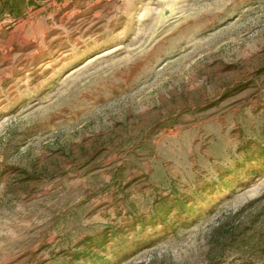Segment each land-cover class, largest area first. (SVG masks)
<instances>
[{
    "label": "rangeland",
    "instance_id": "374dc122",
    "mask_svg": "<svg viewBox=\"0 0 264 264\" xmlns=\"http://www.w3.org/2000/svg\"><path fill=\"white\" fill-rule=\"evenodd\" d=\"M0 264H264V0H0Z\"/></svg>",
    "mask_w": 264,
    "mask_h": 264
}]
</instances>
